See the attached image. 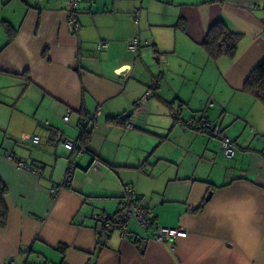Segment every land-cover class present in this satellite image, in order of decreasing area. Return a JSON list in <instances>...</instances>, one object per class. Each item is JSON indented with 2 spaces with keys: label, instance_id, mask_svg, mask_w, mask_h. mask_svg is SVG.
<instances>
[{
  "label": "crops",
  "instance_id": "0c3cea01",
  "mask_svg": "<svg viewBox=\"0 0 264 264\" xmlns=\"http://www.w3.org/2000/svg\"><path fill=\"white\" fill-rule=\"evenodd\" d=\"M65 7L66 0H0L8 211L0 264H264V103L243 90L264 58V0H89L77 34ZM217 21L240 35L233 59L212 60L203 48ZM133 36L134 55L126 50ZM96 108L86 152L67 149L63 142L80 138V119ZM130 109L126 130L118 120ZM172 110L182 120L219 122L234 155L183 129ZM67 164L72 177L60 186ZM128 184L157 225L186 236L142 243L118 230L101 235L91 215H116ZM131 229L141 232L134 222Z\"/></svg>",
  "mask_w": 264,
  "mask_h": 264
},
{
  "label": "built area",
  "instance_id": "2783aa9c",
  "mask_svg": "<svg viewBox=\"0 0 264 264\" xmlns=\"http://www.w3.org/2000/svg\"><path fill=\"white\" fill-rule=\"evenodd\" d=\"M84 2H89V0H66V22L69 25L71 32L74 34H77L81 30V25L79 22V10L80 5ZM131 18L134 22H137V13H132ZM138 44V37L133 36L128 38L126 41L127 52L133 55L136 54ZM106 45V41L97 42V48H104ZM212 105L213 102L211 99H209L205 108L203 109V112L206 113L207 108L211 107ZM71 112V109H66V112L62 117L63 121H69ZM171 115L178 119L179 125L183 129L190 130L194 135L204 134L217 139L225 157L231 158L234 155L235 149L233 142L230 136L227 134L225 128L219 122L205 117H196L190 118L188 120H182L179 117L177 110H172ZM98 116L99 109L96 108L92 114L82 117L78 123L80 132L83 133L87 131L88 127L96 122ZM132 127L133 123L130 120L124 125L126 130L131 129ZM32 139L35 142L39 141L37 136H33ZM63 145L67 149L76 153L82 154L86 152L79 139L75 141L65 140ZM8 158H12L19 168L35 171L31 165L17 160L12 156ZM93 168H99V165L96 161H94ZM72 169L73 166L71 164H67L60 186L66 185L71 179ZM51 192L55 194L56 188L52 187ZM91 217L100 224L102 231L110 232L113 230H118L123 238L134 239L135 241L142 243L148 239H154L159 242H169L173 241L177 237L186 236V231L181 227H163L157 225L156 221H154L149 215L146 205L143 204L142 200L136 195L133 186L129 184L123 187L122 208L116 215H110L108 213L101 212L92 214ZM132 222L138 226L141 231L140 233H136L131 229ZM5 264L18 263L14 259H9Z\"/></svg>",
  "mask_w": 264,
  "mask_h": 264
},
{
  "label": "trees",
  "instance_id": "16d2710c",
  "mask_svg": "<svg viewBox=\"0 0 264 264\" xmlns=\"http://www.w3.org/2000/svg\"><path fill=\"white\" fill-rule=\"evenodd\" d=\"M240 35L230 31L222 22L217 21L208 30L203 41V48L212 60L219 58L233 59L237 54ZM243 90L254 98L264 103V58H262L251 70L247 76ZM119 118V122L127 121L126 117ZM84 145L88 141L87 131L81 133L79 138ZM7 189L0 180V228H5L8 221V211L5 203ZM101 235H107L108 232L100 229ZM102 243H99L101 247ZM48 264V263H47Z\"/></svg>",
  "mask_w": 264,
  "mask_h": 264
},
{
  "label": "water",
  "instance_id": "95a60500",
  "mask_svg": "<svg viewBox=\"0 0 264 264\" xmlns=\"http://www.w3.org/2000/svg\"><path fill=\"white\" fill-rule=\"evenodd\" d=\"M131 114H132V109H130V110H128L127 112H125L124 113V117H130L131 116ZM211 192H209V194H210Z\"/></svg>",
  "mask_w": 264,
  "mask_h": 264
},
{
  "label": "rangeland",
  "instance_id": "374dc122",
  "mask_svg": "<svg viewBox=\"0 0 264 264\" xmlns=\"http://www.w3.org/2000/svg\"><path fill=\"white\" fill-rule=\"evenodd\" d=\"M30 264H34V263H32V262L30 261Z\"/></svg>",
  "mask_w": 264,
  "mask_h": 264
}]
</instances>
